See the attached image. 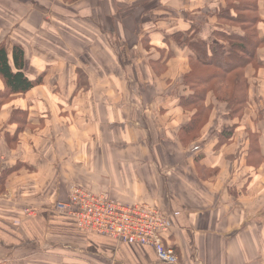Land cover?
Here are the masks:
<instances>
[{"label": "crops", "instance_id": "crops-1", "mask_svg": "<svg viewBox=\"0 0 264 264\" xmlns=\"http://www.w3.org/2000/svg\"><path fill=\"white\" fill-rule=\"evenodd\" d=\"M73 5L75 15L60 9L51 18L42 6L24 14L11 5L10 14L18 20L30 16L12 22L8 31L14 30L10 37L25 49V74L30 79L40 75L41 82L0 110V134L13 129L7 125L12 110L27 114L13 148L0 137L8 171L6 193H0L5 200L0 245L36 254L29 259L19 254L18 263L64 264L77 256L78 264H167L150 246L82 231L73 217L54 214L52 204L62 199L67 184L78 181L107 188L124 202H157L169 222L162 240L174 250L177 264H264V179L252 172L259 167L245 165L249 136L244 130L259 131L262 122V115L253 113L259 105L256 89L248 95L255 127L240 124L227 141L217 144V128L215 138L206 130L215 112L220 114L217 109L187 145L176 142L177 128L172 130L187 119L178 107L187 91L177 78L187 70L192 52L165 37L192 26L203 36L211 34L213 0H80ZM259 15L264 38V0H259ZM125 30L134 38H127ZM143 58L164 65L154 70ZM257 61L258 68H248L256 75L264 73V46ZM259 87L263 93L264 81ZM211 101L205 99V106ZM159 131L164 135L154 134ZM239 135L241 143L233 142ZM157 139L170 142L175 153L169 154H181L183 161L171 162ZM258 139L264 154L260 131ZM233 156L237 160L229 161ZM27 209L32 214H25ZM6 220L12 226H4ZM56 237L62 240L54 242Z\"/></svg>", "mask_w": 264, "mask_h": 264}, {"label": "trees", "instance_id": "trees-1", "mask_svg": "<svg viewBox=\"0 0 264 264\" xmlns=\"http://www.w3.org/2000/svg\"><path fill=\"white\" fill-rule=\"evenodd\" d=\"M7 1L0 0V109L13 97L27 93L41 82L40 75L30 79L25 74L28 66L25 49L15 38L10 37V32L14 34V30L8 31V27L17 17L10 14L13 12H7L6 6L11 7L14 3L11 0ZM62 1L70 4L80 0ZM213 2L214 9L209 14L214 21L211 34L203 36L192 26L187 32L174 30L165 37L192 52L187 60V70L180 79V85L187 91V94L182 95L178 101L179 109L188 114L186 121L177 128V137L183 145L195 140L205 121L213 113V105L204 104L208 97L212 99L216 109L220 111V116L226 121L218 132L217 144L229 139L235 128L240 125L248 99L246 69L259 67L257 51L264 46V38L260 35L259 29L263 23L259 15V0H213ZM5 13L11 16H6ZM229 23H233L234 32L227 33L223 29L232 25ZM223 33H227L224 38L227 46L215 41V36ZM201 70L202 72H199ZM21 115L23 122L20 123ZM21 115L12 110L7 125H13V129H5L0 134L10 148H13L18 135L27 126L26 111H22ZM249 133L255 145L251 150L248 149V153L252 151L264 159L261 146L257 143L259 131ZM3 165L0 168V192L7 184L8 171ZM6 224L5 222L4 226H10ZM41 264L46 263L42 261Z\"/></svg>", "mask_w": 264, "mask_h": 264}, {"label": "rangeland", "instance_id": "rangeland-1", "mask_svg": "<svg viewBox=\"0 0 264 264\" xmlns=\"http://www.w3.org/2000/svg\"><path fill=\"white\" fill-rule=\"evenodd\" d=\"M9 1V0H8ZM7 1V2H8ZM12 1V3H14V5L16 6V11H18V10H23L24 11V14H25V12L26 13H29V9L30 8H35L36 6L35 5H37L38 7H40V6H42L43 8H44V10H45V13H48L49 14V12H50V17L49 18H51L52 17V12H54L55 14L58 12V10H60V9H63V12L64 13H68V14H70V15H75L76 13L75 12H77L76 10H74L73 9V3H70V4H68L67 5V7L66 6H64V7H61L60 5H61V1H58V0H11ZM94 2V0H92V3ZM16 3H18V5L16 4ZM144 6H148L147 4H143L142 5V8L144 7ZM32 10V9H31ZM53 10V11H52ZM135 10H137V9H135ZM6 11L7 12H9V11H11V7L9 6V7H7L6 6ZM126 12H122V14H125ZM207 12H203V14H200V16H199V21L200 20H202V16H204L205 14H206ZM235 14V13H234ZM26 19H30V16L27 18L26 16H23L22 18H20L19 20H18V18L17 19H15L14 21H13V23L15 22V21H20V22H25L26 21ZM42 19H43V21H46V17H45V15L44 16H42ZM45 19V20H44ZM28 23H31V24H33L32 23V21H30V20H28L27 21ZM75 25H76V21L74 22V21H72ZM12 23V24H13ZM229 24H232V25H230V27L229 28H223L224 30H225V32H227V33H230V32H234V29H235V27L233 26V23H229ZM62 33H64V32H62ZM125 33H126V35H127V38H134V35H132V34H129L128 35V31H126L125 30ZM227 33H223V34H221V35H217V36H215V41L216 42H218L219 44H223L224 46H227V41L224 39V38H226V36H227ZM135 34V33H134ZM147 56V55H146ZM151 60V59H150ZM150 60H146V59H144L143 58V61H144V63L145 64H148L152 69H154V70H156L155 69V67H154V65H158L160 68L163 66V65H161V64H158L159 62H155V63H152V60L150 61ZM249 68V67H248ZM247 68V69H248ZM185 69V65L183 64V70ZM246 69V70H247ZM185 71H186V69H185ZM185 71H183L182 73H181V76H180V78H177L178 79V81H177V83L180 81V79H181V77H182V75L184 74V72ZM153 72H156V71H153ZM199 72H202V70L201 71H199ZM253 73V72H252ZM252 73H250L249 72V69L246 71V77L248 78L249 77V79L252 81L251 82V85H249V87H248V95H249V89L250 88H255L256 89V92H257V94H258V97H257V100H258V102H259V105H257L256 106V109H254V111H253V113L255 112V110H257L258 111V113H257V115L258 116H261L262 115V118H259V119H262V122H259V124L257 125V127L259 128V131H260V134L262 135V137L264 138V92L262 93V90L260 89V87H259V85L260 84H262V82L264 81V73H260L259 71H258V73H257V75L256 74H252ZM146 75V74H145ZM27 76V75H26ZM28 77V76H27ZM29 78V77H28ZM171 79L172 80H175L174 79V77L172 76L171 77ZM174 90V89H173ZM264 90V89H263ZM172 89L171 90H169L168 92H166V96H168V94H173L172 92ZM262 94V95H261ZM152 95V94H151ZM208 99V98H207ZM12 100V99H11ZM213 101H211V104L210 105H213L212 107V111H214L215 109H216V107H215V103L213 102ZM248 103H249V100L247 99V103H245V108H244V118H242V120H241V122H240V124L245 128V129H247V128H250V126L251 127H255V123L253 122V118L255 117L254 115H253V113H252V110L251 109H249V106H248ZM6 104V103H5ZM5 104H3L2 105V107L5 105ZM1 107V108H2ZM248 109V110H247ZM1 110V109H0ZM247 110V111H246ZM182 114L184 115V119L188 116V114L186 113V112H182ZM222 116H224L223 114H222ZM221 116H220V114H218L217 112H215V114H214V116H212V118H210L209 119V121L207 122L208 124H206L205 126H206V130L210 133V135L212 134L213 136H214V134H213V132L215 131V135H216V128H217V130H218V132H219V130H221V128H222V126L224 125V123L222 122V117L220 118ZM208 119V118H207ZM206 119V120H207ZM258 119V120H259ZM224 121V120H223ZM180 126V124H176L175 126H172V130H173V132L176 130V128H178ZM205 126H204V128H205ZM213 131V132H212ZM244 132L249 136L251 133H249V131L248 130H244ZM154 134H160V135H164L161 131H159V133L158 132H154ZM175 137L176 138H178L177 136H176V134H175ZM171 140L173 141V135H171ZM214 138H215V136H214ZM242 137H240V135L239 136H235L234 138H233V142H236V141H240V143H241V139ZM258 138H259V135H258ZM257 138V139H258ZM159 140H160V136H159V138H158ZM158 139H157V144H159V147H165L166 149H167V158H169V160L171 161V162H178V163H180V162H182L183 161V159H184V156L183 155H176V154H169V151H171L172 153H175V148H174V146L170 143V142H165L164 144L163 143H161L160 141H158ZM179 139H176V142L178 141ZM246 140H247V145L249 146V148H250V150H251V147L252 146H254L255 145V142H254V140H253V138L252 139H250V137H249V139H248V137L246 136ZM258 141H259V139H258ZM231 142V141H230ZM246 142V141H245ZM249 143V144H248ZM263 145H264V143H263ZM262 145V146H263ZM175 147H176V143H175ZM242 150V149H241ZM239 152H240V150H239ZM1 154V153H0ZM245 159H246V168H249V165H251L252 167H256V168H258L259 167V170H252V172H255V176L256 177H259V178H261V179H264V159H263V157H259L258 155H256V154H253V152L252 151H250V153H248V155H246V157H245ZM229 161H236L237 159H236V157L235 156H233V158L232 157H229V159H228ZM6 158H5V156H4V159L1 161V166L3 165V166H5L6 165ZM1 168V167H0ZM175 169L177 170L178 169V167H175ZM245 170H242V168L240 169V172L242 173V172H244ZM247 172L248 171H245V175L246 176H248L247 175ZM250 179V178H249ZM6 186H7V184H6ZM109 186H110V184L108 183L107 184V187L109 188ZM80 188V189H82V190H84L87 194H88V196L90 197V198H94V197H100V198H98L99 199V205H100V207H102V209L103 210H106L108 207H109V205L107 204V202H113V203H115V202H123V203H126V204H129V205H131V204H134V203H137V202H140V201H142V202H146V201H144V200H138V199H136V200H130V201H121V200H118L117 198H115V196H113L111 193H110V191L107 189V188H104V189H96V188H94L93 186H91V185H87V184H85L84 182H78V181H73V182H71V183H69V184H67L66 185V188H64L63 189V193L64 194H62V199L61 198H59L58 200H56L53 204H52V206H53V213L54 214H58V215H66V216H70V215H67V214H61V213H57V212H54V211H56V207H55V204L57 203L58 204V202H70V200L73 202V200H75L74 199V196L72 197V194L73 193H76L75 192V190L76 189H78V188ZM1 194H4V193H6V189H3L1 192H0ZM72 193V194H71ZM97 195H100V196H97ZM106 199H109V200H111V201H108V200H106ZM105 201H107V202H105ZM2 202H5V200H4V197L1 195L0 196V204L1 205H3L2 204ZM153 202H155V201H153ZM152 203V202H151ZM79 205V200L76 202V204H73L72 203V206L73 207H77ZM159 205V204H158ZM5 206H12L11 204H7V205H5ZM18 206V205H17ZM17 206H15V207H17ZM52 206L50 207V209L52 208ZM84 207V206H83ZM160 207V206H159ZM161 209V208H160ZM28 210H30V213H27V211ZM32 212H33V210L32 209H27V210H25V214H32ZM76 220V219H75ZM79 220V223H81V221H80V219H77V221ZM7 224L6 225H10V226H12V223H9L7 220L5 221ZM9 223V224H8ZM79 223H77L76 222V227L79 229V230H82V231H90V230H87V229H85V228H81V227H79L78 226V224ZM14 225V224H13ZM100 233V232H99ZM101 234H107V235H110V234H108V233H101ZM111 236V235H110ZM66 239H68L67 237H65ZM114 238V237H113ZM59 240V241H61L62 239L61 238H59V237H56V238H54V242H56V240ZM70 239V238H69ZM116 239V238H115ZM164 244V243H163ZM29 245H31V244H29ZM165 245V244H164ZM166 246V245H165ZM70 249H64L63 250V252H67V254H79V252H77V251H69ZM31 251H33V250H28V249H25V251H22V252H20L19 254L20 255H23L24 257H26L25 259H29V257H31L32 255H33V253L31 252ZM174 251V250H173ZM18 252V248H17V246L16 247H12V246H8V245H6V247H2V246H0V264H31V262L32 261H29V260H26V261H22V262H20V263H18V262H15L14 260H16L18 257H19V254L17 253ZM175 253V252H174ZM35 255L36 254H34L32 257H35ZM176 255V254H175ZM177 257V256H176ZM31 259V258H30ZM86 259L88 260V261H90V262H93V260L92 259H90V258H88V257H86ZM85 259V260H86ZM66 262L64 263V264H78V263H75L74 261H77V256H73V258H69V259H66L65 260ZM178 261V260H177ZM34 264H36L35 262H34ZM39 264H41V263H39Z\"/></svg>", "mask_w": 264, "mask_h": 264}, {"label": "built area", "instance_id": "built-area-1", "mask_svg": "<svg viewBox=\"0 0 264 264\" xmlns=\"http://www.w3.org/2000/svg\"><path fill=\"white\" fill-rule=\"evenodd\" d=\"M3 159L4 155L0 154V167ZM75 192L71 193L75 199L73 202L70 200L56 203L54 212L70 215L77 223H79L77 219H80L81 223L78 226L81 228L97 233H108L121 242H136L150 246L160 262L177 264L173 249L163 244L162 236L168 231L169 222L157 202L140 201L129 205L105 201L109 207L103 210L99 205L100 197L90 198L80 188ZM78 200L79 205L73 207L72 203L76 204ZM51 210L53 211V206ZM27 213H30V210Z\"/></svg>", "mask_w": 264, "mask_h": 264}]
</instances>
